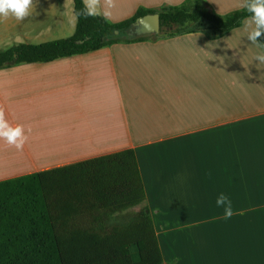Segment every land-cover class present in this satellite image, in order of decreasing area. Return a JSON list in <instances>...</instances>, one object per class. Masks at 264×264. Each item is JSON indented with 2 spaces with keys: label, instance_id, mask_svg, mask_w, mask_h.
<instances>
[{
  "label": "crops",
  "instance_id": "1",
  "mask_svg": "<svg viewBox=\"0 0 264 264\" xmlns=\"http://www.w3.org/2000/svg\"><path fill=\"white\" fill-rule=\"evenodd\" d=\"M182 1L115 0L107 22ZM205 2L222 16L241 0ZM246 23L215 39L148 34L0 69V108L28 137L22 151L0 141V181L57 170L82 173L77 184L91 170L92 183L108 188L133 178L137 207L79 208L76 227L127 231L145 207L159 264H264V65L253 60L264 50L247 41ZM74 27L72 0H38L24 21H0V51ZM220 193L232 202L227 220ZM118 216L124 226L106 224Z\"/></svg>",
  "mask_w": 264,
  "mask_h": 264
},
{
  "label": "trees",
  "instance_id": "2",
  "mask_svg": "<svg viewBox=\"0 0 264 264\" xmlns=\"http://www.w3.org/2000/svg\"><path fill=\"white\" fill-rule=\"evenodd\" d=\"M82 7V0H72L75 27L69 37L37 45L18 44L0 51V69L47 63L112 45L142 42L144 35L127 36L125 31L135 18L155 13L138 10L131 18L111 24L102 17L77 18L76 12ZM156 14L158 36L190 33L167 32V29L205 23L204 32H193H202L209 39L238 27L249 15L239 9L217 16L203 0H184L182 5L160 9ZM64 171L57 170L50 175L31 173L0 181V264L160 263L145 207L142 222L136 221L127 231L113 228L103 231L90 224L86 228L68 225L76 219L79 208L113 211L140 204L139 187L133 178L126 185L117 183L108 188L92 183L91 170L85 175L88 180L81 184L76 181L84 177L82 173L76 176L72 171L70 178L65 179Z\"/></svg>",
  "mask_w": 264,
  "mask_h": 264
},
{
  "label": "clouds",
  "instance_id": "3",
  "mask_svg": "<svg viewBox=\"0 0 264 264\" xmlns=\"http://www.w3.org/2000/svg\"><path fill=\"white\" fill-rule=\"evenodd\" d=\"M37 2L38 0H0V21L9 18L24 21L31 15ZM82 5V9L76 12L77 18L102 17L107 21L111 18V9L115 7V0H82ZM240 9L249 14L245 24L247 41L264 49V42H262L264 41V0H241ZM253 60L264 65V52L254 55ZM27 140L24 128L9 124L3 108H0V141L14 147L17 151H22ZM215 203L217 207L224 209L223 219H230L234 215L232 202L225 194L220 193Z\"/></svg>",
  "mask_w": 264,
  "mask_h": 264
},
{
  "label": "water",
  "instance_id": "4",
  "mask_svg": "<svg viewBox=\"0 0 264 264\" xmlns=\"http://www.w3.org/2000/svg\"><path fill=\"white\" fill-rule=\"evenodd\" d=\"M117 32L114 31V34ZM158 33V15L145 14L143 16L137 17L126 29L125 34L127 36H143L148 34Z\"/></svg>",
  "mask_w": 264,
  "mask_h": 264
},
{
  "label": "rangeland",
  "instance_id": "5",
  "mask_svg": "<svg viewBox=\"0 0 264 264\" xmlns=\"http://www.w3.org/2000/svg\"><path fill=\"white\" fill-rule=\"evenodd\" d=\"M204 2L206 1V0H203ZM184 1H182L179 5H182V3H183ZM207 3V2H206ZM208 5H209V3H207ZM188 6H190V3H188L187 4ZM210 6V5H209ZM161 9H164V8H161ZM212 9V8H211ZM160 10V9H159ZM159 10H157V12L159 11ZM213 11V10H212ZM232 12V11H231ZM214 14H215V12H213ZM228 13H230V12H228ZM228 13H226V14H228ZM226 14H224V15H226ZM216 15V14H215ZM224 15H222V16H224ZM218 16V15H217ZM206 24L205 23H203V24H201V25H196V24H187V25H184V26H182V27H172V28H170V29H167L168 31L167 32H172V31H174L175 33H179V32H188V31H190V32H193V31H203L204 32V30H205V28H206ZM158 35V34H157ZM164 36V35H163ZM139 205V204H138ZM138 205H135V206H133V207H137ZM127 221H128V218H124L123 216H118V217H115V218H109L108 220H106V224L107 225H117V226H124L126 223H127ZM75 225V226H77V223H75L74 222V220H73V222L72 221H69V223H68V225ZM131 251H133V250H131Z\"/></svg>",
  "mask_w": 264,
  "mask_h": 264
}]
</instances>
